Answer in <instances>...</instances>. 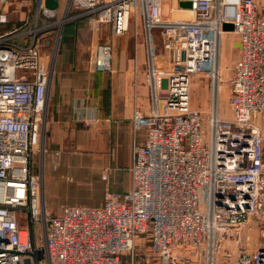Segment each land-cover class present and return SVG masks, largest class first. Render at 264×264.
Segmentation results:
<instances>
[{
    "label": "built area",
    "instance_id": "obj_1",
    "mask_svg": "<svg viewBox=\"0 0 264 264\" xmlns=\"http://www.w3.org/2000/svg\"><path fill=\"white\" fill-rule=\"evenodd\" d=\"M45 1L20 0L24 18L0 34V264H123L139 237L157 264H264V5L63 0L59 10L58 0L50 10ZM13 2L0 0V23ZM175 12L191 14L174 18ZM82 18L129 37L134 84L144 45L151 110L133 115L130 190H107L100 206L65 205L53 214L33 156L43 142L62 29ZM224 23L236 37L226 82L220 79ZM112 57L108 40L97 44L94 71L111 72ZM203 75L211 91L206 117L191 105L192 80ZM224 84L229 117L219 110Z\"/></svg>",
    "mask_w": 264,
    "mask_h": 264
},
{
    "label": "crops",
    "instance_id": "obj_2",
    "mask_svg": "<svg viewBox=\"0 0 264 264\" xmlns=\"http://www.w3.org/2000/svg\"><path fill=\"white\" fill-rule=\"evenodd\" d=\"M19 2L14 0L6 10L0 34L24 18ZM65 31L70 38L67 43H63ZM106 40L113 49L112 71L97 73L93 68L95 47ZM129 40L128 36H113L110 24L94 25L89 18L71 22L62 31L42 137L47 153L42 171L43 196L53 214L62 206L80 204L78 200L86 196L96 197L100 206L105 191L125 194L130 190L133 115H148L151 109L144 80L141 84L137 79L134 84L126 61ZM141 53L145 54L143 44ZM144 68L140 69L142 76ZM82 117L98 122L86 127L80 121ZM105 168L109 170L104 177ZM94 180L100 184L92 185ZM58 195L63 203L55 207L52 201Z\"/></svg>",
    "mask_w": 264,
    "mask_h": 264
},
{
    "label": "rangeland",
    "instance_id": "obj_3",
    "mask_svg": "<svg viewBox=\"0 0 264 264\" xmlns=\"http://www.w3.org/2000/svg\"><path fill=\"white\" fill-rule=\"evenodd\" d=\"M259 3L264 5V0H257ZM63 6V0H60V7L59 10H61ZM0 11H2V5L0 4ZM191 13H182V12H175L173 13L174 18H185ZM68 25V24H67ZM66 26V25H65ZM64 26V27H65ZM63 27V29H64ZM62 29V31H63ZM62 34V32H61ZM61 38V36H60ZM70 40L69 35L67 31L63 32V43H67ZM59 44L61 45L60 41ZM221 44V77L220 79L222 82H226L230 76L231 73V68L232 64L236 58V37L234 34L231 32L224 33L221 37L220 40ZM59 49V46H58ZM56 52L54 53V56L56 58ZM145 61V56L141 54L138 55V73H139V78L138 81H141L142 84V79L143 76L140 75V69L141 66L143 67V62ZM144 80V79H143ZM211 98V91H210V84H209V79L203 75V76H195V78L192 80V85H191V105L195 109H199L200 111L203 112V116L206 117L207 114L209 113V107H210V99ZM228 98V87L226 84L223 85L222 89L220 90V95H219V110H220V115L223 117H229L230 115L227 112L226 109V102ZM148 113V112H147ZM141 114H143L141 112ZM144 115V114H143ZM45 129V127H44ZM43 129V130H44ZM46 147L44 145V142H42V146L40 148H37L34 156H33V164L37 169H40L41 174L43 171L44 167V161L46 159ZM43 176V174H42ZM88 181H85L84 184H88ZM92 185H98L100 184L99 181L94 180ZM86 188V187H85ZM87 190V189H86ZM86 195V194H85ZM44 199V196H43ZM63 201V197L61 195L54 196V199L52 201L53 205L55 207H58L59 204ZM97 198L94 197L93 195L86 196L84 198H80L78 200V203L76 205H83V206H88V207H97L99 204H97ZM63 203V202H62ZM61 205V204H60ZM50 207H46V210L50 212ZM51 213V212H50ZM21 218H24L21 216ZM255 238V237H254ZM144 239L141 237L138 238V245L134 247V251L132 256L127 255L123 258V261L125 260V264L128 261V264H131V260L133 259V264H157V257L152 255L146 244L144 245ZM252 248V247H251ZM247 249V250H251ZM235 252V248H232V253ZM186 257H190L189 254H185ZM38 260L40 263H45V255L44 252H39L37 254ZM192 260L194 259L193 257H190ZM202 263V262H201Z\"/></svg>",
    "mask_w": 264,
    "mask_h": 264
},
{
    "label": "water",
    "instance_id": "obj_4",
    "mask_svg": "<svg viewBox=\"0 0 264 264\" xmlns=\"http://www.w3.org/2000/svg\"><path fill=\"white\" fill-rule=\"evenodd\" d=\"M44 5L47 9L55 10L58 8L59 2L58 0H46ZM179 7L184 9H189L191 5L188 2H180ZM222 30L224 32H231L233 30L232 24L224 23L222 25Z\"/></svg>",
    "mask_w": 264,
    "mask_h": 264
},
{
    "label": "trees",
    "instance_id": "obj_5",
    "mask_svg": "<svg viewBox=\"0 0 264 264\" xmlns=\"http://www.w3.org/2000/svg\"><path fill=\"white\" fill-rule=\"evenodd\" d=\"M33 170L36 171V167L35 166L33 167ZM126 263L128 264V261ZM123 264H125V260L123 261Z\"/></svg>",
    "mask_w": 264,
    "mask_h": 264
},
{
    "label": "bare ground",
    "instance_id": "obj_6",
    "mask_svg": "<svg viewBox=\"0 0 264 264\" xmlns=\"http://www.w3.org/2000/svg\"><path fill=\"white\" fill-rule=\"evenodd\" d=\"M185 13H190V12H185Z\"/></svg>",
    "mask_w": 264,
    "mask_h": 264
}]
</instances>
